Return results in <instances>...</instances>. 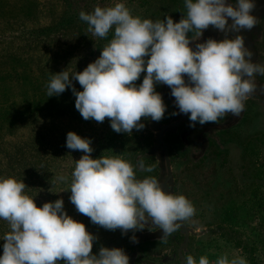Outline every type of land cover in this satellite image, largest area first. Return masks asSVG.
<instances>
[{
	"label": "clouds",
	"instance_id": "1",
	"mask_svg": "<svg viewBox=\"0 0 264 264\" xmlns=\"http://www.w3.org/2000/svg\"><path fill=\"white\" fill-rule=\"evenodd\" d=\"M186 15L174 21L171 15L153 21L134 15L123 0L113 6H96L81 11L80 20L93 37L112 39L83 71L56 72L47 84V95L59 96L71 88L75 108L84 120L102 123L105 118L117 133L132 134L145 127L144 120L160 121L167 105L156 90L158 84L171 89L179 113L188 114L190 126L198 122L219 123L228 114L240 116L245 102L256 90L255 74L264 75V65L253 62L252 51L243 35L229 33L251 30L258 18L253 14L256 0H184ZM229 20L231 21L229 23ZM209 26L224 38L198 40ZM145 73L141 83L137 84ZM187 78V82H186ZM77 81L82 90H77ZM90 138L75 131L66 136V147L81 151L71 173L70 202L93 224L107 230L136 231L151 226L162 229L167 238L195 214L193 203L183 194L166 190L156 176L138 179L132 162L122 155L93 158ZM151 173L152 165L138 161ZM57 179L66 182L67 177ZM24 180L0 176V219L10 231L2 240L0 264H130L122 247L100 246L86 225L69 215L63 198L37 206L26 191ZM151 230V227H150ZM180 264H197L192 255ZM198 264H211L201 256ZM215 264H248L243 256L224 254Z\"/></svg>",
	"mask_w": 264,
	"mask_h": 264
},
{
	"label": "rangeland",
	"instance_id": "2",
	"mask_svg": "<svg viewBox=\"0 0 264 264\" xmlns=\"http://www.w3.org/2000/svg\"><path fill=\"white\" fill-rule=\"evenodd\" d=\"M142 1L123 0L134 15ZM0 2V53L11 51L7 53L27 59L21 69L24 73L20 77L21 86L10 81L0 93V97L6 98L4 107H11L10 115L14 119L12 127L4 125L0 133V176L24 180L28 186L26 191L35 196L37 206L63 198L68 214L96 235L99 225L79 213L69 199L71 173L83 153L68 149L66 136L69 131H75L90 138L94 149L91 155L97 158L102 154L124 156L127 135L113 131L108 118L102 123L84 120L75 108L71 88L59 96L48 97L47 84L56 72L83 71L99 57L102 48L112 39L113 31L105 38L93 37L79 13H91L96 6H113L118 0ZM24 9L29 10L31 22L23 18L21 10ZM0 59L5 58L0 56ZM16 71L17 68H12L13 74ZM73 83L77 90H82L77 81ZM33 99L35 109L28 106ZM261 158L264 175V152ZM60 175L66 176L67 181H59ZM229 208L224 222L229 234L218 236L217 242L208 244L202 256H207L211 264L224 254L230 258L243 256L248 264H264V176ZM8 231V222L0 219V254L5 242L2 237ZM99 248L98 241H94L92 251L98 252Z\"/></svg>",
	"mask_w": 264,
	"mask_h": 264
},
{
	"label": "flooded vegetation",
	"instance_id": "3",
	"mask_svg": "<svg viewBox=\"0 0 264 264\" xmlns=\"http://www.w3.org/2000/svg\"><path fill=\"white\" fill-rule=\"evenodd\" d=\"M136 16L153 21L171 15L179 21L186 15L184 0H143ZM253 14L258 18L251 30L229 33V37L243 35L245 45L255 63L264 65V0H256ZM231 21L229 20V23ZM198 40H221L224 33L212 26ZM145 73L137 84L141 83ZM255 92L245 102L238 117L228 114L219 123L210 122L190 126L188 114L179 113L167 85L158 84L156 90L163 96L167 109L160 121L144 120L145 127L127 134L124 157L135 167L138 179L156 176L165 189L183 194L195 207V214L182 222V227L165 242L162 229L151 226L136 231L138 242H132L133 231L122 235L121 230H107L99 226L96 236L100 246L122 247L130 264H180L182 254L192 255L198 264L206 246L218 241V236L229 234L224 223L232 204L244 197L263 178V165L259 162L264 152V75L255 74ZM187 82V78H186ZM152 165L148 173L138 161ZM151 227V230H150Z\"/></svg>",
	"mask_w": 264,
	"mask_h": 264
},
{
	"label": "trees",
	"instance_id": "4",
	"mask_svg": "<svg viewBox=\"0 0 264 264\" xmlns=\"http://www.w3.org/2000/svg\"><path fill=\"white\" fill-rule=\"evenodd\" d=\"M1 5V2H0ZM21 13H23V18L27 17L25 20L27 21H32L29 19L30 17V12L29 10H21ZM11 51H4L3 53H0V56L5 58V59H0V93H2L3 89L4 91L6 90L5 85L13 81L14 84H17L21 86L20 84V77L23 76L22 72V67L25 61L27 60L26 58H20L18 56H12L9 53ZM30 57V58H29ZM31 56H28V59H31ZM6 67V70L4 71V68ZM12 68H17V71L15 74L12 73ZM9 69V71H8ZM23 73V74H22ZM3 96H6L5 92L3 93ZM6 98L5 97H0V133L3 132L4 125L9 124L12 127V121L14 119H11V107H4V104H6ZM7 105V104H6ZM32 109H35L36 107V101L33 99L32 102L28 105ZM15 109V108H14ZM18 109V108H17Z\"/></svg>",
	"mask_w": 264,
	"mask_h": 264
}]
</instances>
